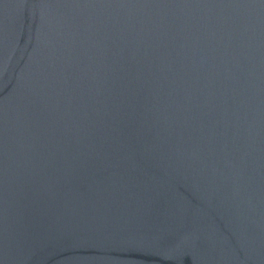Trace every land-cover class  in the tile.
<instances>
[{"label": "water", "instance_id": "1", "mask_svg": "<svg viewBox=\"0 0 264 264\" xmlns=\"http://www.w3.org/2000/svg\"><path fill=\"white\" fill-rule=\"evenodd\" d=\"M0 264H264V0H0Z\"/></svg>", "mask_w": 264, "mask_h": 264}]
</instances>
